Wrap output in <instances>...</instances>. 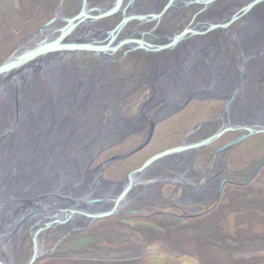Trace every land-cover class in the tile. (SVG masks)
I'll return each mask as SVG.
<instances>
[{
  "label": "bare ground",
  "instance_id": "bare-ground-1",
  "mask_svg": "<svg viewBox=\"0 0 264 264\" xmlns=\"http://www.w3.org/2000/svg\"><path fill=\"white\" fill-rule=\"evenodd\" d=\"M82 1L79 2L80 7ZM157 1L159 3L164 1V4L155 7ZM181 1L175 0L167 7L169 0H129L128 3H125V0L118 2L116 0L111 4L109 0L106 2L84 0L83 18L81 17L79 23L71 24L68 19L78 16L79 12L68 16L66 12L69 8L65 2L58 11L56 21L36 33L33 41L59 37L54 50L19 66L2 80V84L0 83V204H3L2 200L8 201L12 197L25 196L29 191L35 192L36 195L45 194L44 191L47 189L45 182L52 185L54 177L57 178L56 187L49 185L48 187L56 189L58 193H65L70 189L67 185L70 183L71 189L77 192L73 196L75 198L80 196L89 202L94 201L96 197L101 198L103 195H115L121 192L119 190L124 188V183L117 185L106 183L98 180L96 177L98 171H91L92 175L89 176L77 169L80 167L79 164L87 163L94 157L96 145L106 142L100 133L105 120L108 119L105 124V127H109L107 133L116 132L109 134L112 139L123 138L125 133L132 130H143L148 124L143 115L130 117L125 110V106L130 103L131 95L133 96L135 91L143 86L142 84L148 85L151 82L150 79L136 82L138 78L135 74L122 79L123 73L134 72L121 64L128 61L127 58H123L127 57L123 52L125 49L133 55L132 60L137 59L139 62L142 59L146 60L145 73L149 78L158 72L163 73L164 64L168 65L173 61L167 59L166 47H176L177 52L172 53H176L175 55L200 51L208 62L196 63L198 70L196 80L202 87L211 88L213 93L230 95V102L224 111L230 116L229 121H242L248 124L257 122L259 126H264L263 92L260 93L261 96H255L251 92L248 94L249 87L258 81L255 79L257 75L264 72V61L259 60V54L264 58V0H213L208 5L204 3L198 14L200 16L196 17L197 21L201 23L205 21V24H199L201 28L198 30H205L208 24L214 28L192 36L186 34L185 38L166 46L168 41L160 40L162 37H158V30L170 28L175 18H182L185 12L183 10L196 2ZM139 10H147L148 13L157 12V14L164 11L160 17L147 19L138 17L124 21L114 37L115 42L124 38H129L130 42L122 44L116 50L109 47L102 49L89 46L93 44L97 47L98 43H106L108 31L112 29L95 27L101 24L110 26L111 20L120 12L135 15L133 13ZM205 19H210L212 22L208 23ZM226 24L228 25L225 26ZM145 26L146 28H142ZM64 27H68L67 31L61 32ZM136 32L142 33L143 37L139 39L146 42L149 37H154L152 43H156L157 48L150 50L148 54H144L145 52L140 49L132 50L138 44L135 41L138 39L132 37ZM126 33L128 34L125 37L120 38ZM110 39L111 35H109ZM31 42V38L25 41L18 52L27 51ZM125 44L129 46L126 48ZM204 45L209 48L203 47ZM161 46L163 48H160ZM187 48L190 49L186 52ZM149 63H155V66L152 67ZM232 64L234 66L239 64L240 67L231 69ZM207 65L213 67V76L204 68ZM189 77L179 90L189 86L187 85ZM163 78L164 74L162 76L157 74L155 83L151 82L152 85L155 84L153 88L155 98L151 99V102L147 101L143 105V110L151 108V105L159 99L167 100L173 96L162 93L161 90L165 89L161 86L162 83L167 85L170 94L175 93L172 91V86L168 87V83L174 84V80ZM259 88L264 90L263 85ZM176 95L174 94V97ZM17 99L18 105L15 102ZM238 99L246 104L245 107L249 112L246 117H250L241 121L230 120L232 115L240 114L236 105L240 107L243 104ZM185 154L187 155L186 152L182 155ZM159 161L162 162L163 159L152 165ZM147 168L146 171L135 174L130 190L126 197L122 196L121 199H126L129 192L136 188V183L143 180L150 167ZM4 192L7 193L3 194ZM121 204L124 203L119 202L116 205L121 206ZM2 206L0 205V208ZM92 207L91 209H94ZM11 213L15 216L17 212L11 211ZM14 216L8 217V223L3 224L1 221L0 224H13L10 220ZM17 216L18 214L16 218Z\"/></svg>",
  "mask_w": 264,
  "mask_h": 264
},
{
  "label": "rangeland",
  "instance_id": "rangeland-1",
  "mask_svg": "<svg viewBox=\"0 0 264 264\" xmlns=\"http://www.w3.org/2000/svg\"><path fill=\"white\" fill-rule=\"evenodd\" d=\"M92 1L98 2V0ZM99 1L106 2V0ZM109 1L111 4L116 0ZM65 2L69 8L66 12L68 16L80 13L82 9L79 6L80 0H0V65L15 52L18 53L20 46L28 39H32L29 46L35 44L33 39L36 33L43 25L58 16V11ZM128 2L129 0H125V3ZM203 4L193 3L183 10L185 15L182 19L176 20L175 18L170 28H164L165 31L158 30V37H162L160 40L170 42L173 37L180 35L185 29L198 30L194 24L200 21H197V18L193 21L191 19L198 9L203 7ZM146 11L139 10L133 14L143 17L154 15ZM123 15L124 11L118 13L109 23L110 26L101 24L95 28H112L108 31L107 36H109L110 32L114 31L123 21ZM206 21L212 22L210 19ZM147 25H152V23H147ZM142 28H146V26ZM137 33H133L132 37L142 40L139 39L143 37L142 33ZM127 34L121 35L120 38ZM120 40L124 39L116 41ZM149 42L151 45L156 44L152 41ZM104 44L98 43L97 46ZM205 45L203 47L209 48ZM124 46L127 48L129 45L125 44ZM126 58L127 66L130 68L133 63L132 68H134L135 59L132 60L129 55ZM259 60L264 61L262 54H259ZM140 61L141 65L146 64L144 59ZM121 64L124 66L123 62ZM236 66L240 67L239 64L235 66L232 64L230 68L235 69ZM124 78H127L126 72L122 75V79ZM255 79L258 81L249 87L251 91L248 90V94L251 92V94L257 95L263 92L262 95H264V90L259 88L261 85L264 87V72L257 75ZM142 85L144 86L135 91L133 96L131 95L130 103L125 106L129 116L130 114L133 116L139 114L140 104L148 94L149 89L145 86L146 83ZM211 94L217 97L194 95L193 98L184 99L186 101L183 102L184 107H179L174 113L168 110L166 113H173L172 117L156 121L152 124L151 130L146 133L141 130H132L133 132L125 133L123 138L112 139L117 140L100 151L96 162L133 151L126 156H118L112 162L113 164L111 163L112 165L106 169V177H110L109 179L114 182L122 180L126 184V177L134 168L154 154L171 148V146L179 145L196 125L218 115L220 116L215 124L222 126L226 121H229L230 116L224 111L230 102V95ZM238 101L240 100L238 99ZM15 102L17 104L18 99ZM241 103L243 105L240 107L236 105L240 114L232 115L230 120L241 121L250 117H246L249 113L245 107L246 104ZM203 128L205 127L200 128L199 132ZM232 136L233 133H226L211 146L200 148L197 152L199 162L202 163L210 154L214 152V155L234 140L228 141ZM100 147L101 145H96L97 149L93 156H96ZM135 147L139 148L134 150ZM217 154H220L219 156L222 158L225 157L221 163L222 169L228 168L230 171L241 170L242 172L239 179L238 175L234 177L236 179L234 182L232 179L231 181L227 180L228 182L217 201L218 204L215 202V205H210L213 206L210 214L208 213L192 223L188 220L181 221V223L183 222L181 225H184L181 226V229L160 228L159 226L156 228V226L151 227V224L148 226L150 217L131 213L130 208L115 217L109 216L93 220L92 225L88 224L90 229L88 228L89 230L85 232L83 227L76 229L75 234L83 233L78 241L75 240L72 244H68L63 240L62 245L47 251L33 264H53L61 261L68 264H264V165L247 185L239 182L240 180L244 182L247 179L255 169L257 162L264 156V132L250 135L243 142ZM136 184L140 190L142 188L140 186L146 183ZM9 215L14 216L12 213ZM21 219L11 218L10 222H14V224H8V229L13 231V228L17 227V222L21 223ZM154 221L158 220L154 219ZM30 239V233L25 232L18 252L30 254ZM13 247L16 248V245L14 244Z\"/></svg>",
  "mask_w": 264,
  "mask_h": 264
},
{
  "label": "flooded vegetation",
  "instance_id": "flooded-vegetation-1",
  "mask_svg": "<svg viewBox=\"0 0 264 264\" xmlns=\"http://www.w3.org/2000/svg\"><path fill=\"white\" fill-rule=\"evenodd\" d=\"M181 2H183V0ZM161 3L164 4V1ZM161 3L157 1L155 7ZM200 10L201 8L198 9V11L195 13L193 18L191 19L192 21L195 20V18H197L196 16H198V14L201 12ZM151 13H153L154 15L157 14V12H151ZM184 15L185 13H183L182 18L184 17ZM190 24L192 25V23ZM199 24H204V22L203 23L197 22L195 24V27H198V29L201 28ZM150 40L154 42V38H150V37L147 39V42L150 43L149 42ZM134 49H138V50L140 49L142 52H145L144 54H148L150 50H152V49L140 47L139 43L132 48V50ZM165 49L167 50V51L165 50L167 59L169 60L173 59V61L170 62L168 65L164 64L163 73L158 72L154 74L152 78L147 77V74L145 73L146 64L141 65L140 63L141 61L139 62L137 59L134 60V68H132L133 63L130 65L132 66L130 68L127 66L128 61L124 63V66L126 68L132 69L131 72L134 71L133 73H129L130 71L126 72L127 78L130 77V74H135L136 78H138V80H135L136 82L150 79L151 82L155 83L156 80L155 78L157 74H160V76L164 74V78H163L164 80H169V78L170 80H174V84L168 83V87L172 86L173 89L172 91L175 92L174 94L179 95V96L176 95V97H174L173 92L172 94H170L169 92L170 90H168L167 85L165 83L164 84L162 83L161 86H164L165 88L164 90H161L162 93L164 94L168 93L169 95H173V96L171 98H167V100L159 99L155 104L151 105V108L149 107L145 111L143 110L144 109L143 105L147 101L150 100L151 102L155 98V94L153 90L155 84L152 85V83L148 81L152 86H150V84L145 85L147 86V89H149L147 92L148 94L145 95V99L140 104V108H139L140 112L138 115H136V116L143 115V117L146 119V122L148 124L145 129L141 130L145 133L151 130L150 128L153 123L161 120L162 118L164 119L165 117L170 116L169 118H171L172 117L171 115L179 107H184L185 105L183 104V102H186L184 99L193 98L194 95L211 96L212 98L217 97L211 94L213 93L211 88H208L207 86L202 87L199 84V82L196 80V76H197L196 74H198L196 63L198 64L199 62L205 64L208 62V60L207 61L205 60L203 54L200 51L198 52L192 51L193 53L191 52L190 54L184 53L185 55L181 53L179 54L180 55L179 57V55H175L176 53L172 54L174 52H177L176 47L170 46V47H166ZM189 49L190 48H187L186 52ZM123 52L125 56H127L128 54L131 58H133V55L129 54L128 50L125 49L123 50ZM121 57H123V55H121ZM117 59L118 58H116V60ZM116 60H113V62ZM149 64L152 65V67L155 66V63H149ZM204 68L208 70L209 75L213 76L214 73L213 67H208L207 65L204 66ZM139 76L141 78H139ZM188 77H189V81L187 85L189 84L188 86L189 88L182 87V89L179 90L181 85H185L183 84V82H185V80L188 79ZM131 80H133V78ZM161 91L159 90V95H161ZM255 96H261V94L259 93ZM125 110L127 111L126 108ZM168 110H170L169 112H173V113L167 114L166 112H168ZM127 115L129 116V113H127ZM132 116L133 115L130 114V117ZM219 116L220 115L212 117L210 120L204 121L196 125V127L191 129L189 133L183 138L181 143L177 146H180L185 142L194 143L197 141L204 140L214 135L220 129H222L227 125L236 126V128L224 132L221 136L216 138V140L211 141L210 143H208L207 145L201 148L211 146L226 133H233V136L230 137L228 140L230 141L245 132L244 129L240 127L246 125L247 123L242 121L241 122L226 121L225 124H223L222 126L218 125L217 123L215 124ZM107 120L104 121L105 123L102 124L100 129V133L104 137L106 142L104 144H101V147L98 149L96 156L91 158L90 161H88L87 163L83 162L79 164L80 167L77 170L79 172L81 170L83 173L89 174V176L92 175L91 174L92 172L98 171L97 174L98 176H96L98 180L104 181L106 183L109 182L115 185L120 183L123 184L122 180L119 182H114L111 179H109L110 177L108 178L105 175L106 169L113 164L112 162H114V160L109 162L107 161L112 158L121 156L122 154L118 156L114 155L112 157L96 162L98 160L100 151L106 149L111 145L113 141L117 140V139L112 140L110 136L111 133H116V132L107 133V131L109 130V127H105ZM110 121L111 120H109V122ZM202 127L205 128H203V130L199 132V129ZM108 139L110 140L107 141ZM135 148L137 149V147ZM171 148H173V146H171ZM198 150H200V148ZM198 150L191 152L185 151L187 155L186 154L182 155L185 152L180 153L179 155L175 153L173 155L164 158L162 162L159 161L156 164L153 165L151 164L150 166H148L150 168L148 173L146 174L147 176L146 175L143 176L144 177L143 180L140 181V183H146L143 186H140L144 188L138 190L137 188L138 186H136V188L133 191L131 190V192H129V195H127L126 199H121L122 198L121 194L124 191L126 184L123 185L124 188L123 189L121 188L119 190L121 192L118 194L107 195V196L103 195L101 198L96 197L94 201L89 202L80 196L75 198L74 193L77 192H74L71 189L72 184L70 183L67 184L68 187L71 189V190L69 189L70 191L68 190L65 193L63 192L58 193V191L54 189L57 185V178L54 177L51 183L52 185H49L45 182L46 184L45 187H47V189H45L44 191L45 194L36 195L35 192L29 191V193L26 194L25 196L20 195L19 197H12L8 201L2 200L3 204H0L3 205L0 208V223L1 221L3 224L5 222L8 223L9 221L8 217L10 216L9 214L11 213V211L17 212L16 215L18 214L17 218L16 215L14 216V219H21V218L22 219H21V223L17 222V227H14L13 231L8 229V224L5 225L0 224V227H2L0 229V260L4 264H26L29 260L28 257L29 258L32 257L35 251H37V257L40 258L43 257L47 251L52 250L53 248H58L60 245H62L63 240H65L64 242H67L68 244H72L75 240L78 241V238L83 234L80 232L78 234H75L74 231H76V229L83 227L84 228L83 230L85 232L90 229L89 227L90 225L93 224L92 223L93 220L96 219L98 220L100 218H105L109 216L115 217L118 214H121L122 212L127 211L130 208H131L130 210L131 213H139L141 214V216L150 217V219L153 220V222H151V220L149 219L150 221L148 222V226L149 224H151V227L156 226V228H158L159 226L160 228L181 229L182 228L181 226H184L181 225L183 223V222L181 223V221L188 220V222L192 223L195 220L208 215L210 210L213 209V206L210 205L211 204L215 205L216 203L218 204L217 201L220 198L219 188L222 180L226 179L231 181L232 179V182H234V180H236L234 177L238 175L239 176L238 179H239L240 173L242 171L241 170L230 171L228 168L222 169L221 163L225 160V157L222 158L220 156V162H219L218 158L220 154L219 155L217 154L213 158L214 152L210 154L206 160L200 163L199 157H197ZM147 159H145L138 167L134 168L133 171L139 169ZM227 182H225L222 192ZM239 182L243 183L241 180ZM137 183H139V181ZM48 185L54 188H50L48 187ZM129 196L131 198H129ZM20 200L23 201L20 202ZM11 201H14L13 204L10 203ZM119 202L120 203L122 202L124 204H121V206H117L116 204H118ZM17 203L19 204L17 205ZM91 207L94 209H91ZM103 213H110V214L107 216H99L100 214ZM154 219L158 221L155 222ZM25 232H29L31 238L30 239L31 252L29 255L24 254V252L23 253L18 252V249H20L22 237ZM14 244L16 245V248L13 247ZM23 257H27V258L24 259ZM53 264H68V263L61 261L59 263L55 262Z\"/></svg>",
  "mask_w": 264,
  "mask_h": 264
},
{
  "label": "water",
  "instance_id": "water-1",
  "mask_svg": "<svg viewBox=\"0 0 264 264\" xmlns=\"http://www.w3.org/2000/svg\"><path fill=\"white\" fill-rule=\"evenodd\" d=\"M118 1H120V0H117V2ZM193 1L199 2L201 4L202 3H205V5H208V4L212 3L213 0H193ZM174 2H175V0H169V2L167 4V7L170 6L171 4H173ZM175 6H177V5H175ZM205 7H204V9H205ZM86 10H87V8H86ZM164 10H162L160 13L155 14V15H153L151 17H158V16L160 17V15L163 13ZM84 11H85V7H84V0H83L82 1V9H81L79 15L76 16V17H73V18H69L68 19L69 20V24L74 23V22L79 23L78 21L81 20V17L83 16ZM138 17L144 18L143 16H140V15H132V14H129V13H126L125 12L124 15H123V21L114 29V32L113 31L110 32V35H111V39L110 40H109V36H108V39H107L108 41L106 40L107 42L103 46L94 47L93 44H89V46L90 47H93V48H102V49L103 48L105 49V47H109L110 49L116 50L122 44L130 42V40L129 39H126V38L124 40H120V41H116L115 42V38L114 37L118 34V29H119L120 25L123 24L124 21H126L128 19L138 18ZM147 18H149V17H145L144 19H147ZM56 19H57V17H54L52 20H50L49 22H47L45 25H43L39 29L38 32L42 31L47 26L51 25L54 21H56ZM227 25L228 24H226L225 26H227ZM67 28L68 27H64L60 31L61 32L67 31ZM213 28H212V25L208 24V27H206V29L203 30V31L202 30H194L193 28L185 29L184 32H182L180 35L173 37L172 40L166 44V46H170L174 42H176L177 40H180V39L185 38L184 36L186 34H188V33H190L189 35L192 36V35H195V34H198V33H202V32L209 31V30H211ZM61 32H60V34H61ZM189 35H187V36H189ZM58 38L57 39L44 38L41 41H33V43H35V42L36 43L33 44V45H30V46L28 45V48H27L28 50L27 51H24L22 53H19V52L16 53L15 52L11 57H9L6 61H4L0 65V83L2 84V80H5L9 76V73H12L15 70H17V68L19 66L25 64L26 62L32 61L33 59L37 58L39 55H43V54H46L49 51H53L55 44L58 42ZM135 41L140 44V47H144V48L152 49V50L157 48L156 45H154V44L151 45L148 42H145L144 40H135ZM160 48H163V46H161ZM246 123H247L246 125L240 127L242 129H244L245 132L242 133L241 135H239L238 137H236L230 143L226 144L223 148H221L220 150H218L213 155V158L217 155L218 152L223 151V150H225L227 148L230 149L231 147H233V146L237 145L238 143L242 142L248 136H250L252 134H257V133L264 132V126L263 127L259 126L257 124V122H249L251 124H248V122H246ZM235 128H236V126L227 125V126L223 127L222 129H220L214 135H212V136H210V137H208V138H206L204 140L197 141V142H194V143L185 142L184 144H182L180 146L173 147V148H170V149H166L164 151H161V152H159V153L151 156L149 159H147L145 161V163L139 169L134 170L129 175H127V177H126V179H127L126 187H125L124 191L122 192L121 196L126 195V193L130 190V188H131V182L133 181L135 174H138V173L143 172L152 163H154V162H156L158 160L164 159L167 156L173 155L175 153L180 154V153H183L185 151H188V152L196 151L199 148L207 145L211 141L216 140V138H218L219 136H221L224 132H226L228 130H233ZM139 147H137V149ZM132 151H128L127 153L122 154L119 157L125 156V155L131 153ZM116 158H118V157H116ZM116 158H112V159L108 160L107 162L113 161ZM263 165H264V156L257 162V165H256L255 169L253 170V172L241 184L247 185L255 177V175L257 174L258 170ZM128 181L130 183H128ZM225 182H227L226 179L225 180H222V182L220 184V188H219V194H221L222 188H223ZM109 214L110 213H103V214H100L99 216H107ZM37 258H38L37 257V251H35L33 253L32 257L29 258V260H28V262L26 264H33L36 261ZM0 264H4V263H2V261L0 260Z\"/></svg>",
  "mask_w": 264,
  "mask_h": 264
}]
</instances>
